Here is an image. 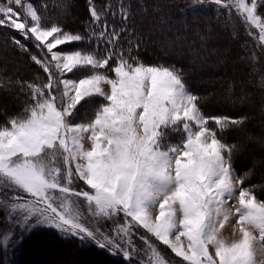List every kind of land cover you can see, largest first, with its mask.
<instances>
[{
  "label": "snow or ice",
  "instance_id": "snow-or-ice-1",
  "mask_svg": "<svg viewBox=\"0 0 264 264\" xmlns=\"http://www.w3.org/2000/svg\"><path fill=\"white\" fill-rule=\"evenodd\" d=\"M211 6L239 16L264 50V0H187L181 19ZM88 11L86 31L71 32L28 0H0V28L24 52L32 42L46 77L16 81L28 102L0 123V208L26 231L52 228L128 264L141 254L139 264H171L152 238L179 264H264V200L235 174L238 147L223 138L248 117L205 114L181 68L141 60L123 4L119 28L110 5L88 0ZM229 225L239 239L224 237Z\"/></svg>",
  "mask_w": 264,
  "mask_h": 264
},
{
  "label": "trees",
  "instance_id": "trees-1",
  "mask_svg": "<svg viewBox=\"0 0 264 264\" xmlns=\"http://www.w3.org/2000/svg\"><path fill=\"white\" fill-rule=\"evenodd\" d=\"M37 3L39 10L50 18L49 23H59L71 32L86 31L90 22L88 0ZM94 3L98 8L110 5L115 15H109L108 21L117 28L122 26L123 4L131 14L124 25L129 29L125 39L140 43L137 54L145 63L174 64L181 68L188 87L201 98L205 114L248 117L245 125L226 131L223 138L238 147L232 166L239 176L246 178L245 186H256L258 198L264 200V59L259 64L251 59L255 44L239 16L234 12L230 16L223 9L218 14L213 10L215 6H211L194 19L187 16L185 21L181 17L188 11L187 0H94ZM61 5H66L64 13ZM231 17L240 24L234 27ZM12 37L22 39L16 32L0 28V123L22 113L28 102L27 90L22 92L16 81L46 78L31 60V54L38 55L32 42L23 41L30 49L24 52L14 45ZM234 98L240 102L232 103ZM253 160L259 164L253 165ZM8 220L0 211V242L5 236L9 239L8 246L0 244V264H128L121 254L66 237L55 229L40 227L25 232L14 229Z\"/></svg>",
  "mask_w": 264,
  "mask_h": 264
},
{
  "label": "rangeland",
  "instance_id": "rangeland-1",
  "mask_svg": "<svg viewBox=\"0 0 264 264\" xmlns=\"http://www.w3.org/2000/svg\"><path fill=\"white\" fill-rule=\"evenodd\" d=\"M37 1L38 0H28V2H31V3H33V5L35 6V7H37V9L39 10V5H38V3H37ZM40 11V10H39ZM237 16V15H236ZM231 23H232V25L234 26V27H236L238 24H240V22L237 20V18H235V17H231ZM18 34V33H17ZM250 38L253 40V42H254V44H255V48H253V51H252V55H253V53H255V56H256V60H255V64H259V61L260 60H262L263 61V59H264V50H262L260 47H258V45H257V43H256V41L253 39V37L252 36H250ZM183 43H187V41H186V39H183V40H181ZM73 45H75V44H73ZM68 46H72V45H68ZM68 46H65V47H67V48H69ZM263 58V59H262ZM246 61V60H245ZM258 66V65H257ZM257 72H258V70H256ZM256 72V73H257ZM261 73V72H260ZM259 73V74H260ZM258 74V75H259ZM233 81V80H232ZM232 101V103H235V102H240V101H237L235 98L233 99V100H231ZM87 111V110H86ZM84 114L85 113H83L82 115H80V118H83V116H84ZM170 139L172 140V142L173 143H175V142H178L179 141V139H180V135L179 134H176V133H173V134H171V136H170ZM87 141H85V144H86V146H87ZM254 162H253V165H258L259 164V162H257V160H253ZM259 161V160H258ZM233 169H234V172H235V174L237 175V176H239V174H238V172H237V170L233 167ZM260 199V198H259ZM0 211L1 212H3L4 213V215H6V217L8 216L9 217V220H8V224L9 225H13V228L14 229H16V230H22V231H25V232H29V231H26V230H24V228H23V226H21V227H18L17 226V221L16 220H14L13 218H12V216L9 214V212H8V210L7 209H4V208H0ZM154 214H155V210H154ZM88 214H87V212H85V216H87ZM89 220H90V218H89ZM92 226H95L94 225V222H93V225ZM40 227H45V226H38V227H36V228H34V229H38V228H40ZM111 228V223L109 222V223H105V224H103L102 226H101V229H102V231H104L106 234H108L109 233V229ZM34 229H32V230H34ZM143 232V230L141 229L140 230V233H142ZM140 233H137V235L135 236V237H133V240H134V242H135V244H136V246L138 247V248H141V249H143L144 248V244H143V242L142 241H140V239H139V235H140ZM63 235V234H62ZM223 235H224V237L229 241V242H231L232 240H235V239H239V237H240V233H239V231L238 230H234L233 229V227L232 226H226V228H225V230H224V232H223ZM65 236V235H64ZM66 237H71V236H66ZM71 238H77V237H71ZM77 239H79V238H77ZM153 239V242L154 243H156L157 244V247L159 248V250L166 256V258H168L170 261H171V264H179V262H180V258H178V257H175V255L173 254V253H171V251L169 250V249H167L165 246H163L162 244H160L158 241H155V239L154 238H152ZM83 242H87V243H89V244H95L94 242H91V241H87V240H85V241H83ZM96 245V244H95ZM97 246V245H96ZM107 250V249H106ZM107 251H109V250H107ZM117 254H119V253H117ZM141 258H145L146 259V256H144L143 254H141V256H137V257H135L134 259H135V261H134V263L135 264H139V261H140V259Z\"/></svg>",
  "mask_w": 264,
  "mask_h": 264
}]
</instances>
